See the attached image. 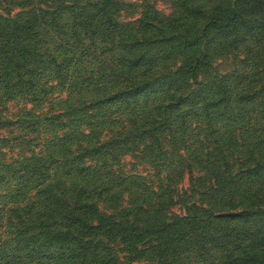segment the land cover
<instances>
[{"label":"rangeland","instance_id":"1","mask_svg":"<svg viewBox=\"0 0 264 264\" xmlns=\"http://www.w3.org/2000/svg\"><path fill=\"white\" fill-rule=\"evenodd\" d=\"M0 257L264 264V0H0Z\"/></svg>","mask_w":264,"mask_h":264},{"label":"trees","instance_id":"2","mask_svg":"<svg viewBox=\"0 0 264 264\" xmlns=\"http://www.w3.org/2000/svg\"><path fill=\"white\" fill-rule=\"evenodd\" d=\"M45 26L47 27L48 25L46 24ZM6 28H7L6 30H8V31H15V28L12 26L11 23H8ZM36 248H37L36 246L31 245L29 248V251H27L28 254L32 255V256L35 255ZM16 252H18L17 249H16ZM4 254L7 255L6 253H4ZM8 254L10 255L11 258L15 257V255L12 252L11 253L8 252ZM41 255H42V253H41ZM0 259H2V257H0Z\"/></svg>","mask_w":264,"mask_h":264}]
</instances>
